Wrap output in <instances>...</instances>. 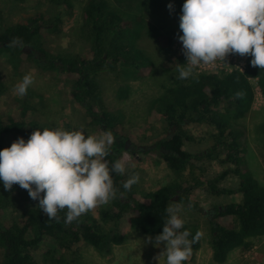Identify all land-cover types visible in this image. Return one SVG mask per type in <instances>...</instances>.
Instances as JSON below:
<instances>
[{
  "label": "trees",
  "instance_id": "1",
  "mask_svg": "<svg viewBox=\"0 0 264 264\" xmlns=\"http://www.w3.org/2000/svg\"><path fill=\"white\" fill-rule=\"evenodd\" d=\"M27 1L0 0V52L15 48L22 53L25 45L38 49L41 46L36 43L38 38L44 37L47 32H59L62 20L58 15L49 19L37 13L18 24L6 25L4 15L9 6ZM45 1L71 8L69 0H34L33 3L38 6ZM147 1L152 4L159 2ZM173 1L181 9L184 0ZM83 31V36L91 44L88 53L64 58L57 53H48L41 46L39 49L45 55L37 60L43 69L57 70L74 78L71 95L87 113L90 124L113 133L114 143L105 157L109 167L123 152L135 155L139 151H149H137L134 146L128 148L127 141L131 136L123 132V115L99 106L98 76L105 68L117 79L122 74L124 80L117 85V96L128 98L130 85L127 81L154 73V62L137 46L138 41L147 36L157 42L159 52L164 56V71L169 75L161 85V94L152 101L150 111L161 115L169 128L174 130L169 136L153 140V150L161 154L176 179L154 191H140L134 185L125 191L121 188V182L125 180L123 175L110 173L114 186L119 190L117 196L100 208L99 218L94 217L92 209L69 224L64 223L63 210L58 211L57 219L49 220L39 209L38 201L30 198L26 189L13 184L11 189L5 190L0 184V264H72L80 258V250L84 246L101 250L121 244L123 223L145 235H158L167 217L165 209L171 205L174 196L180 197L178 204L199 209L189 194L201 185L213 196H241L239 202L214 207L211 213L209 222L213 231L211 246L214 262H225L232 250L248 251L255 239L264 237V185L241 166L242 132L238 121L253 108L255 91L251 78L257 79L264 97V68L252 66V57L246 55L244 72H194L184 80L178 79L177 64H184L186 60L173 53L174 40L170 32L147 23L142 14L124 19L117 9L103 0H91L87 4ZM14 37L20 38L22 47H9ZM5 90L4 83L0 82V96ZM192 124H206L213 130L210 135L212 144L204 152H190L185 148L195 141L188 129ZM43 128L55 127L38 123L31 117L27 106H20L16 114H0V149L9 147L17 138L27 141L33 131ZM262 132L264 134V123ZM207 160L216 161L225 168L219 175L203 180L207 172L203 164ZM232 176L239 177L236 188L220 187ZM119 192L124 193L123 197ZM127 195L129 199L125 198ZM219 217H229L232 221L227 225L216 223ZM183 227L189 231L191 240L196 232L186 225ZM200 246L199 236L191 244L192 252L182 264H188Z\"/></svg>",
  "mask_w": 264,
  "mask_h": 264
},
{
  "label": "rangeland",
  "instance_id": "2",
  "mask_svg": "<svg viewBox=\"0 0 264 264\" xmlns=\"http://www.w3.org/2000/svg\"><path fill=\"white\" fill-rule=\"evenodd\" d=\"M33 1L16 2L10 5L4 15V23L15 25L34 17L37 13H42L49 19L58 15L62 20L59 32L45 33L44 37L37 39L38 46L41 45L48 53H57L64 58L73 54L88 53L91 50L90 40H86L83 36L84 12L91 0H69L71 8L66 5H54L49 1L35 6ZM103 1L111 8L117 9L124 19L142 14L147 23L170 32L174 40L173 53L177 57L184 55L180 53L182 43L178 40V36L182 35L179 29L181 9L177 8L173 0H159L153 4L147 0ZM169 4L172 5L171 9L168 7ZM137 46L151 56L154 62V73L144 78L133 77L127 81L130 85L129 97L122 99L117 96V85L123 82L124 77L121 74L117 79L115 74L105 68L97 79L100 86L97 101L103 109L123 115V132L130 135L132 139V141L128 140V148L140 146L144 148V151H149L147 153L139 151L135 155L123 152L121 155L126 164L124 179L126 180L130 173H138L139 180L133 185L137 190L149 192L176 179V175L167 168L161 154L152 147L153 140L169 136L174 128H169L161 115L150 111L152 101L161 94L163 90L161 85L165 83L169 75L163 68L164 56L159 52L157 42L147 36L141 38ZM39 48H34L36 52L34 56H31L32 53H29L26 48L22 49V53L14 50L15 48L0 52V82H3L6 87L5 93L0 96V114H16L20 106H27L31 117L42 125L48 124L69 131L83 128L86 133L100 134L103 129L90 124L87 113L71 95L74 78L57 70L41 68L38 60L45 54ZM234 55L239 60L245 56ZM27 73L33 76V83L26 94L21 97L16 95L13 89ZM253 85L256 87L254 82ZM99 106L96 105L95 108L98 109ZM263 123L264 97L258 95L251 112L238 121V127L242 132L240 137L241 166L250 171L252 176L264 185ZM188 129L195 137L192 144L185 146L188 151L204 152L211 146L210 135L213 132L211 127L206 124H192ZM203 167L207 169L203 180L219 175L225 168L216 161L209 162L208 160L204 161ZM238 184L239 177L232 176L228 177L220 187L234 189ZM125 198L129 199V195ZM189 198L198 204L199 209L178 204L180 197L177 195L173 197L171 203V206L179 208V215L184 225L200 233L201 246L188 264H264V237L255 239L253 246L246 252H241L239 249L232 250L223 263L213 260L211 246L213 231L209 222L212 218L211 213L214 207L239 202L240 195L213 196L201 185V188L197 187L190 192ZM103 205H98L93 209L94 217L99 218V210ZM231 221L232 218L229 217H219L215 220L216 223L223 225ZM120 235L123 241L119 245H110L101 250L84 246L80 250V258L72 264H157L154 258L163 250V243L160 247L154 246L156 235H145L138 230L130 229L125 223L121 226ZM148 237H152L153 240L149 242ZM160 264H164L163 258Z\"/></svg>",
  "mask_w": 264,
  "mask_h": 264
},
{
  "label": "clouds",
  "instance_id": "3",
  "mask_svg": "<svg viewBox=\"0 0 264 264\" xmlns=\"http://www.w3.org/2000/svg\"><path fill=\"white\" fill-rule=\"evenodd\" d=\"M179 29L186 63L177 64L178 79L192 76L196 66L225 61L229 53L250 55L252 66L264 68V0H184ZM15 46H23L18 37L9 42V47ZM32 83L33 76L27 73L13 91L22 97ZM114 139L107 129L98 135L83 128L36 129L27 141L17 138L0 149V184L5 190L13 184L26 189L49 220L57 219L58 211L63 210L64 223L69 224L117 196L119 190L110 173L123 175L126 164L123 156L112 161L111 167L105 159ZM138 180V173H130L121 188L127 191ZM165 211L162 232L154 237V246L163 243V250L154 259L157 264L162 258L164 264H182L200 233L190 240L179 208L169 205Z\"/></svg>",
  "mask_w": 264,
  "mask_h": 264
},
{
  "label": "built area",
  "instance_id": "4",
  "mask_svg": "<svg viewBox=\"0 0 264 264\" xmlns=\"http://www.w3.org/2000/svg\"><path fill=\"white\" fill-rule=\"evenodd\" d=\"M182 47V45H181ZM180 53H183V49H180ZM181 57H185L184 55H181ZM246 63H247V56L245 55L242 60H239L238 57H236L234 54L229 53L225 57V61L223 60H217L215 63L208 64V65H199L196 66L193 70L196 73H208V74H219V73H228L232 72L234 70H238L240 72H244L246 68ZM219 70V71H218ZM250 82L253 85V82L256 84L254 87L255 91V98H257L258 95L263 96L259 85L258 81L255 78H251Z\"/></svg>",
  "mask_w": 264,
  "mask_h": 264
},
{
  "label": "flooded vegetation",
  "instance_id": "5",
  "mask_svg": "<svg viewBox=\"0 0 264 264\" xmlns=\"http://www.w3.org/2000/svg\"><path fill=\"white\" fill-rule=\"evenodd\" d=\"M24 48L29 49V53H36L35 50H34V47H31V46H29V45H25V46H23L22 49H24ZM152 147H154V145H153ZM136 148H137V151H139V150H144V148H140V146H137ZM136 148H135V149H136Z\"/></svg>",
  "mask_w": 264,
  "mask_h": 264
},
{
  "label": "water",
  "instance_id": "6",
  "mask_svg": "<svg viewBox=\"0 0 264 264\" xmlns=\"http://www.w3.org/2000/svg\"><path fill=\"white\" fill-rule=\"evenodd\" d=\"M27 49V48H26ZM24 50V49H23ZM29 50V49H28ZM128 144H129V141H127V146H128Z\"/></svg>",
  "mask_w": 264,
  "mask_h": 264
}]
</instances>
